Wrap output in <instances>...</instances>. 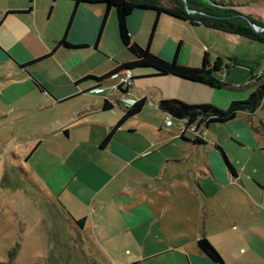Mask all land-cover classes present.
Wrapping results in <instances>:
<instances>
[{
  "label": "crops",
  "instance_id": "obj_1",
  "mask_svg": "<svg viewBox=\"0 0 264 264\" xmlns=\"http://www.w3.org/2000/svg\"><path fill=\"white\" fill-rule=\"evenodd\" d=\"M105 10L80 5L71 19L74 4L68 0H0V120L10 128L14 161L49 204L92 239L107 264H218L200 251V239L216 250L220 264H264L260 126H234L233 120L203 126L194 143L193 136H180L176 121L165 126L169 114L158 103L207 102L219 109L214 96L222 88L154 76L148 69L131 71V84L120 89L115 77L83 80L134 60L119 40L117 21L115 39L110 33L105 39ZM146 12L155 21L156 13L142 10L127 18L131 41L171 61L178 41L156 51L154 33L162 22H186L159 15L146 43L138 38L149 22ZM68 24L66 43L76 48L55 49ZM204 54L209 61L205 47L196 53L201 61ZM48 61L54 70L44 69ZM139 99L145 100L140 113L102 147ZM254 113L240 112L234 120Z\"/></svg>",
  "mask_w": 264,
  "mask_h": 264
},
{
  "label": "rangeland",
  "instance_id": "obj_2",
  "mask_svg": "<svg viewBox=\"0 0 264 264\" xmlns=\"http://www.w3.org/2000/svg\"><path fill=\"white\" fill-rule=\"evenodd\" d=\"M159 1L164 6H171L168 0ZM216 1L226 4L247 20L264 24V0ZM146 15L149 22L138 38L147 43L154 15L149 12ZM106 22L105 39L109 33L115 39L114 10ZM172 25L166 21L157 26L153 37L154 50H159L168 41H181L177 62L200 66L201 58L199 60L196 53L205 47L210 63L219 67L221 82L225 84L214 96L221 105L218 110L226 111L232 103L247 100L258 88L261 81H257V78L264 74V44L243 36L192 26L189 22H173ZM178 42L175 43L170 60L175 56ZM234 58L243 64L235 65ZM101 59L107 61L105 57ZM44 65L45 70H54L51 61ZM202 100L210 101L208 98ZM194 105H211L216 108L207 102ZM230 123L234 126L253 123L262 130L264 99L261 108L253 115L240 114ZM9 133L10 128L0 120V264H107L92 239L81 235L80 230L53 204H49L22 173L10 151L12 142L8 139ZM232 147L236 149L234 145Z\"/></svg>",
  "mask_w": 264,
  "mask_h": 264
},
{
  "label": "trees",
  "instance_id": "obj_3",
  "mask_svg": "<svg viewBox=\"0 0 264 264\" xmlns=\"http://www.w3.org/2000/svg\"><path fill=\"white\" fill-rule=\"evenodd\" d=\"M73 2L74 11L71 19L73 18L75 10L80 5H103L105 6V14L102 21V27L104 26L107 18V14L114 10L117 21V30L119 40L122 46L134 57L132 62L117 64L107 74L99 78L86 77L83 80H94L96 83L119 75L125 71H134L138 69H148L154 72V76H174L183 80H187L193 83L204 84L211 88H223V84L218 80L215 74L220 70L217 65L210 66L207 55L202 57L201 65L199 67L182 66L177 62V54L179 51L180 43L174 58L171 61H166L155 54H153L148 47L142 48L136 43L132 42L127 26V18L135 11H151L156 13V19L154 21L151 36L157 25L158 16L166 14L167 16L183 21L189 22L192 25H202L206 28L220 31L227 34H234L243 36L256 42L264 44V31L262 33H256L248 24V20L243 15L239 14L235 10L227 7L226 4L217 2L216 0H184L187 8L191 11H195V14H188L184 8V3L181 0H168L171 2V6H164L159 0H68ZM70 19V22H71ZM249 21L260 28L264 29V24L257 23L251 19ZM69 22V24H70ZM67 30L62 40L55 45V49L59 47H70L66 43ZM45 56L39 60L45 59ZM235 65L241 66L243 63L234 58ZM242 63V64H241ZM132 80V78H131ZM257 81H261L258 88L250 95V97L241 102H234L226 111H220L211 105H189L178 100H161L158 103V108L169 114L174 120L187 119L189 124L197 122L198 126L208 127L211 124H226L236 118L240 112L254 113L262 106L264 99V74L261 78H257ZM145 105L144 99H139L134 102L129 108L125 109V113L118 124L113 130L109 132L106 138L103 140L101 146H105L110 141L112 134L116 128L121 126L126 120L138 115ZM109 106L104 105L103 109L107 110ZM262 132L264 133V125ZM194 143H199L195 140ZM77 227H83V221H74ZM197 246L200 251L212 262L221 263L220 256L216 250L205 239H200L197 242Z\"/></svg>",
  "mask_w": 264,
  "mask_h": 264
},
{
  "label": "built area",
  "instance_id": "obj_4",
  "mask_svg": "<svg viewBox=\"0 0 264 264\" xmlns=\"http://www.w3.org/2000/svg\"><path fill=\"white\" fill-rule=\"evenodd\" d=\"M114 77L118 79L117 84L115 86L118 89L125 88L131 84V74L129 71L122 72L121 77H119L118 75ZM175 121L178 124L180 136L191 135L194 137L195 140H198L200 138V128L203 127V125L198 126L197 122L189 124L187 119L174 120L171 116H168L165 119V126L171 127L174 125Z\"/></svg>",
  "mask_w": 264,
  "mask_h": 264
},
{
  "label": "water",
  "instance_id": "obj_5",
  "mask_svg": "<svg viewBox=\"0 0 264 264\" xmlns=\"http://www.w3.org/2000/svg\"><path fill=\"white\" fill-rule=\"evenodd\" d=\"M181 1L184 3V8H185V10H186V12H187L188 14H195V13H196L195 11H191V10H189V9L187 8V6H186L184 0H181ZM248 24L250 25V27H251L256 33H259V32L264 31L263 28H260V27H257V26H255V25H253L249 20H248Z\"/></svg>",
  "mask_w": 264,
  "mask_h": 264
}]
</instances>
